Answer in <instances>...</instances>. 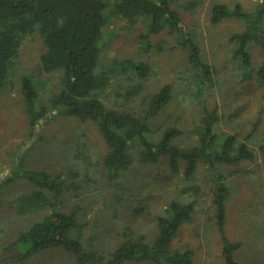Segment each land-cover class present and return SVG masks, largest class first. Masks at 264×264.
<instances>
[{
	"label": "rangeland",
	"instance_id": "1",
	"mask_svg": "<svg viewBox=\"0 0 264 264\" xmlns=\"http://www.w3.org/2000/svg\"><path fill=\"white\" fill-rule=\"evenodd\" d=\"M261 1L176 0V4L183 3L186 7L196 2V6L180 12V28L181 33L199 47L202 61L210 70L209 78L190 64L189 52L180 42L179 34L163 31L151 35V48L144 52L140 40L148 28L145 24L125 28L119 17L109 19L102 64L114 59L146 63L151 72L147 79L149 91L164 84L172 87L171 101L157 117V125L160 129L178 128L182 132L179 144L188 147L196 142L198 119L204 106L217 112L215 133L219 134V141L225 134H233L258 153L259 141L264 136V81L259 79L257 70L264 55L259 45L252 43L251 66L245 69L234 56V46L229 42L231 36L244 30V24L229 18L214 25L209 20V10L220 3L228 7L239 4L243 10L251 12ZM44 50L37 33L26 36L0 94V264L20 263L17 248L10 244L21 231L55 208L65 212L79 209L80 224L74 234L86 247L109 250L121 242L125 232L151 240L156 234V216L168 202L185 193L196 195L198 206L191 220L177 232L172 249L191 250L192 264H224L219 237L210 222L213 209L209 188L213 171L207 163L200 161L196 179L189 181L182 173L172 174L164 163L145 165L135 156L125 180L113 181L102 168L107 146L92 122H81L52 111L54 116L49 115L48 122H39L34 128L30 125L19 86L21 78H33L38 84L39 100L48 108L51 106L48 98L59 88V75L43 73L40 69ZM115 74L118 76L109 89L113 99L120 86L128 82L123 73ZM22 147L25 150L18 158ZM20 159L25 169L62 176L64 195L53 200L55 207L20 215L13 198L30 188L22 180L4 182L13 163L17 164ZM220 171L236 172L228 177L231 191L226 222L228 239L241 244L236 261L264 264V167L260 156L257 155L254 162L245 160L238 165L222 166ZM117 182L125 184L119 191ZM18 248L24 250L23 246ZM24 264L77 263L66 251L49 249L31 255Z\"/></svg>",
	"mask_w": 264,
	"mask_h": 264
},
{
	"label": "trees",
	"instance_id": "2",
	"mask_svg": "<svg viewBox=\"0 0 264 264\" xmlns=\"http://www.w3.org/2000/svg\"><path fill=\"white\" fill-rule=\"evenodd\" d=\"M194 6L196 2L186 7L183 3L176 4V0H0V94L8 82L23 39L37 33L45 48L40 57V69L43 73L59 75V88L48 98L51 105L48 108L39 100L38 84L33 78H21L19 86L30 125L34 128L40 125V120L48 122L46 116L53 118L52 111L81 122H92L107 146L102 168L113 181L125 180L135 156L145 165L164 163L172 174L182 173L189 181L196 179L197 164L200 161L207 163L213 171L210 172L213 176L209 188L213 209L210 222L219 237L224 264H238L236 253L241 244L230 241L226 233L231 191L228 177L236 172L225 174L220 168L245 160L257 161V155L264 167V136L259 141L258 153L233 134H225L219 141V134L215 133L217 112L203 106L196 142L185 147L179 144L182 132L178 128L160 129L157 125V117L171 101L172 87L164 84L149 91L147 79L151 72L146 63L114 59L102 64L109 19L119 17L125 28L131 29L138 24L148 28L140 40L144 52L151 48V35L163 31L179 34L180 42L189 52L190 64L209 78L210 70L202 61L199 47L181 33L180 12ZM229 18L244 24V30L231 36L229 42L234 46V56L239 63L245 69L249 68L252 43H257L264 55V0L251 12L243 10L239 4L228 7L220 3L209 10V20L214 25ZM115 72L123 73L128 82L120 86L113 99L109 89L118 76ZM257 75L264 81V60ZM22 165V159L13 163L4 181L22 180L30 188L13 198L20 215L55 207L53 200L64 195L62 176L44 170L31 171ZM124 185L117 182V191ZM197 206L196 195L185 193L168 202L156 216V234L151 240L125 232L121 242L109 250L86 247L74 234L80 224L79 209L65 212L55 208L21 231L10 246L17 248L21 256L19 264H24L31 255L49 249L66 251L77 264H192L193 252L187 249L175 251L172 243L181 227L191 220ZM21 246L24 247L22 251L18 248Z\"/></svg>",
	"mask_w": 264,
	"mask_h": 264
},
{
	"label": "water",
	"instance_id": "3",
	"mask_svg": "<svg viewBox=\"0 0 264 264\" xmlns=\"http://www.w3.org/2000/svg\"><path fill=\"white\" fill-rule=\"evenodd\" d=\"M48 118H49V116L47 115V116H46V119H48ZM39 122L42 123L43 121L40 120ZM36 134H37V132H36ZM29 145H30V142L27 143V146H29ZM24 150H25V147H22V148H21V151L17 154V157H18V158L21 157L22 152H23Z\"/></svg>",
	"mask_w": 264,
	"mask_h": 264
}]
</instances>
